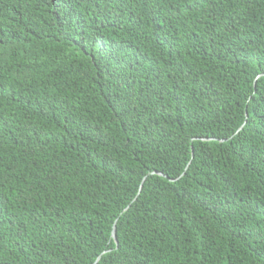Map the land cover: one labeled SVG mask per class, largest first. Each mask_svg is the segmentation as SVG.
Segmentation results:
<instances>
[{
  "label": "trees",
  "instance_id": "obj_1",
  "mask_svg": "<svg viewBox=\"0 0 264 264\" xmlns=\"http://www.w3.org/2000/svg\"><path fill=\"white\" fill-rule=\"evenodd\" d=\"M0 264H264V0H0Z\"/></svg>",
  "mask_w": 264,
  "mask_h": 264
},
{
  "label": "water",
  "instance_id": "obj_2",
  "mask_svg": "<svg viewBox=\"0 0 264 264\" xmlns=\"http://www.w3.org/2000/svg\"><path fill=\"white\" fill-rule=\"evenodd\" d=\"M160 174L163 175L162 173H160ZM112 236H113L114 238H116L115 224L113 225Z\"/></svg>",
  "mask_w": 264,
  "mask_h": 264
}]
</instances>
